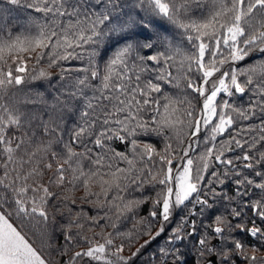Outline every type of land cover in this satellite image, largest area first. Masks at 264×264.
Listing matches in <instances>:
<instances>
[{"label": "snow or ice", "instance_id": "snow-or-ice-1", "mask_svg": "<svg viewBox=\"0 0 264 264\" xmlns=\"http://www.w3.org/2000/svg\"><path fill=\"white\" fill-rule=\"evenodd\" d=\"M3 2L30 11L26 24L15 35L6 22L0 23V264H49L13 225L11 217L47 229L48 205L59 195L49 189L53 184L57 188L69 185L68 192L82 188L81 200L101 210L115 209L117 219L134 213L144 202L128 196L143 192L146 186L161 188L153 202L159 213L153 210L149 215L155 219L159 214L163 222L169 221L174 209L189 203L193 208L199 205V215L204 216L215 211L221 200L235 202V207L225 208L227 216H215V226H206L220 247L210 246L205 232L197 241L199 255L207 257V264H235L240 257L247 264L264 262V257L248 255L247 246L235 238V233L246 232L264 245V230L232 223L245 215V209H251L264 223V195L250 201V193H264V61L247 68L235 67L254 52L264 55V0ZM4 11L7 9L0 5V12ZM168 25L180 30L181 43L174 44L173 38L164 34L170 31ZM140 36L148 37L147 42ZM157 47L162 50L140 55L141 49ZM109 50L110 55L103 60ZM73 61L81 65L62 67ZM42 63L60 68V91L52 107L61 113L79 110L70 128L53 114L48 120L35 113L29 117L21 111L16 92L9 94L29 81H50L51 74L39 67ZM166 88L182 94L173 96ZM187 93L201 99L199 112ZM246 93L254 99L247 107L236 106L235 97ZM60 96L68 99L60 100ZM34 120L39 121L35 128ZM244 121L249 123L237 128ZM17 131L20 135H15ZM153 137L163 144L161 149L139 142L140 138ZM113 141H119L128 152L113 149ZM201 143L204 151L194 159L190 155L193 146ZM54 145L60 147L59 152L53 150ZM235 150L242 155L225 158ZM213 161L230 166L224 179L217 171L211 172L212 179L205 175ZM53 163L56 167L48 185L41 183L44 170H52ZM121 163L125 166L120 167ZM225 179L235 184V196L217 192L215 187L208 188L211 201L201 195L202 186L223 185ZM94 187L99 190L94 191ZM58 202L65 207L76 203L69 195L59 196ZM189 214L195 213L189 209ZM106 218L107 212L100 219ZM80 220L99 224L96 217H88L81 209L66 229L62 226L66 241L73 240V224L83 230ZM51 222L55 223V217ZM189 223L192 227L186 235L196 233L195 221L182 217L169 244L185 239L181 233L183 225ZM111 226L116 228V224ZM163 231L162 225L156 236ZM123 235L131 238L132 233ZM95 236L104 242H96ZM82 239L90 246L76 252L68 264L84 257L95 264H129L131 258L121 255L123 244L110 250L114 246L112 233L102 231ZM252 249L253 253L258 250L256 245ZM159 258L160 264H185L178 248L161 247Z\"/></svg>", "mask_w": 264, "mask_h": 264}, {"label": "trees", "instance_id": "trees-1", "mask_svg": "<svg viewBox=\"0 0 264 264\" xmlns=\"http://www.w3.org/2000/svg\"><path fill=\"white\" fill-rule=\"evenodd\" d=\"M0 5L3 8L7 9V11L0 12V23H5L7 28L11 29L13 34L19 33L22 30V26L26 24L28 20V14L30 10H26L23 7H16L4 4L3 0H0ZM31 15H39L38 13L31 12ZM167 24V22H165ZM170 31L168 33H164L173 38L174 44L181 43L180 30L175 27L168 25ZM139 39L142 42H147L148 37L140 36ZM154 43H158L155 40V37H152ZM162 48L157 47L149 51L148 49H141L140 55L148 56L153 54L156 51H160ZM185 50L188 49L185 47ZM110 51L106 52L103 56V60H107L108 55H110ZM258 61H264V55H261L258 52H254L250 54L244 61L238 62L235 67L237 68H247L249 65H253ZM31 63V62H30ZM103 63V61H101ZM81 65L80 61L66 62L62 65V67H78ZM39 67L44 68L47 72L51 74V80L48 79H37L34 81H29L25 85H22L19 90H10V95L12 91L16 92V100L20 102L21 111L27 113L29 117L31 114L35 113L38 117L43 116L45 120L49 119V115L53 114L58 122L66 124L69 128L76 121V117L79 115V110L74 113H69L66 110L58 112L57 109L52 106L57 103L56 97L59 95V67L49 68L46 63H42ZM225 70H228L226 67ZM173 74L175 71L173 70ZM75 75V74H73ZM195 79V76H193ZM243 77H241V81H243ZM55 86V87H54ZM185 84L181 83V88H184ZM166 91L170 92L173 96L181 95L182 93L178 89L174 88H166ZM189 99L192 101V104L195 108L196 112H199L201 106V99L192 94L187 93ZM224 98V97H221ZM25 99L28 100H39L38 103H23ZM67 96H60V100H67ZM220 99V98H218ZM250 99H254L251 93H246L244 96H237L234 99V103L236 106L247 107L248 101ZM78 109V105L76 106ZM60 108H63V105H60ZM149 116L145 115V119H148ZM38 120H34L32 122L33 128H35ZM258 121H252V123H256ZM249 122L244 121L237 124V128L240 124H248ZM13 131L9 132V135H12ZM15 135H20V132H15ZM204 133L201 134L200 139L203 140ZM229 134H225L224 138H228ZM44 140H47L48 137H43ZM67 139V137H65ZM139 142L143 143H153L156 145L157 149H161L163 144L155 137L150 140H146L144 138H140ZM188 140H185L184 146H187ZM111 147L116 151H124L128 152V148H121L118 145V141H113ZM194 151L190 153L195 159L199 156L201 152L204 151V145L201 143L199 147L195 145ZM235 147L234 145L232 146ZM53 150L59 152L60 147L54 145ZM77 151H80V148H76ZM182 154V153H181ZM242 155L239 150H235L231 153H226L225 158L233 159L235 156ZM62 162V161H61ZM242 164L243 162H239ZM120 167H124L125 165L121 163ZM55 163H53L52 170H44L43 177L40 178V182L48 185L49 179L53 176L55 171ZM231 171L230 166H225L220 164L219 162L213 161L212 166L209 168L208 172L205 174L208 179H212L211 172L217 171L221 174V178L224 179V173L226 170ZM27 170V166L26 169ZM246 175H248V170H243ZM67 175V173H66ZM257 182H259V178H256ZM51 191L57 192L58 199L56 201H52L48 205V212L50 222L47 226V229H44L41 226L33 227V224L22 222L16 217H11V222L25 235V237L30 241V243L37 249V251L47 260L49 264H68L71 260L72 256L76 252H83L85 248L90 245L86 243L82 237L87 236L92 238L95 233H100L103 231L105 235L108 233H112L114 239V246L112 247V251H114L115 246H119L121 244L124 245V250L121 255L125 257H130L129 264H160L159 258V249L161 247H169V248H178L180 253L183 256L185 264H202V262L207 257H200L199 255V246L197 241L200 239L205 232L208 233L210 237V246L211 241L214 238L211 233V229L206 227L208 225H214V218L216 215L223 213L227 216V212H225V208L229 210L232 207H235V202L229 203L228 201L221 200L216 205V210L205 213L204 216L199 215V205L193 208L192 204H187V207H181L179 209H174L173 214L170 217L168 222H163L162 218L158 216L153 219L149 214L151 211L155 210L159 213V208H154L153 202L157 199V193L161 191L160 186H146L143 192H134L128 199H138L144 201L140 204V206L135 210L134 213L128 214L126 217H121L117 219V213L115 209L108 211L107 209H98L94 207L92 204L86 203L81 200V197L84 195L83 189L78 188L71 192L67 191L69 185H65L63 188H57L54 184L48 185ZM215 187L217 192H221L222 194H226L227 196H235V184L225 179V184L221 185L219 183H215L214 185H208V187L202 186V196H207L211 201V195L208 192V188ZM94 191H98L97 187H94ZM69 195L72 199L76 201L75 205H72L70 202L67 207L64 204H60L58 202L59 196ZM264 193H261L259 190H256L254 193H250V201H255L259 199ZM146 198V199H145ZM237 201L239 197L236 198ZM187 203V202H186ZM55 205V206H54ZM69 209L71 212L69 213ZM83 211L87 214L88 217H96L99 221L98 225L92 224L87 220H80L79 222L84 224L83 230H79L73 224L71 229V234L73 236L72 241H66L64 230H62V226L66 229L69 221H73L76 217V213ZM189 209L192 210L193 213L189 214ZM105 212H107L106 219H100L105 216ZM55 217V223L53 224L52 218ZM186 218L188 221H195L196 233L192 235H186L188 229L192 227V224L183 225L184 232L181 235H185V239L182 241H175L174 244H169V237L173 235V229L176 228L181 218ZM141 220L144 221L143 224L139 223ZM253 220H255V225L253 224ZM233 225L238 223H243L246 228H252L254 226L260 227L264 230V223H262L258 217H254L251 209H245V215L239 220H232ZM112 224H116V228H112ZM135 225V229H134ZM163 225L164 231L156 236V233L159 231L161 226ZM41 232H44L45 235L41 236ZM120 233L122 235H117L116 233ZM131 232V238L126 235ZM79 233V235H77ZM155 237V239H153ZM235 238L241 240L247 246V254L248 255H256L257 257H264V245L260 243L256 238L250 237L246 232L245 233H235ZM95 241L98 243H103V238L101 236H95ZM145 241H150V243L145 244ZM144 245V247H141ZM256 245L257 251L253 253L252 246ZM217 248L220 247V244H216ZM139 252L135 257L132 256L133 253ZM235 259V258H234ZM76 264H95V262L89 261L87 257L81 258L76 261ZM235 264H247V261L240 257L239 259H235ZM264 264V262H261Z\"/></svg>", "mask_w": 264, "mask_h": 264}, {"label": "water", "instance_id": "water-1", "mask_svg": "<svg viewBox=\"0 0 264 264\" xmlns=\"http://www.w3.org/2000/svg\"><path fill=\"white\" fill-rule=\"evenodd\" d=\"M120 145L123 146L121 143H120ZM212 242H213V244L218 243L216 238ZM202 264H207V259Z\"/></svg>", "mask_w": 264, "mask_h": 264}, {"label": "rangeland", "instance_id": "rangeland-1", "mask_svg": "<svg viewBox=\"0 0 264 264\" xmlns=\"http://www.w3.org/2000/svg\"><path fill=\"white\" fill-rule=\"evenodd\" d=\"M14 225V224H13ZM15 226V225H14ZM19 230V229H18ZM88 248V247H87ZM87 248H85V251L87 250Z\"/></svg>", "mask_w": 264, "mask_h": 264}]
</instances>
